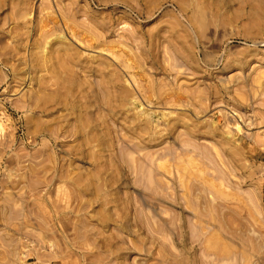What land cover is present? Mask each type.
I'll return each mask as SVG.
<instances>
[{
  "label": "rangeland",
  "instance_id": "1",
  "mask_svg": "<svg viewBox=\"0 0 264 264\" xmlns=\"http://www.w3.org/2000/svg\"><path fill=\"white\" fill-rule=\"evenodd\" d=\"M0 264H264V0H0Z\"/></svg>",
  "mask_w": 264,
  "mask_h": 264
},
{
  "label": "bare ground",
  "instance_id": "2",
  "mask_svg": "<svg viewBox=\"0 0 264 264\" xmlns=\"http://www.w3.org/2000/svg\"><path fill=\"white\" fill-rule=\"evenodd\" d=\"M47 4V3H46ZM3 5V4H2ZM45 5V4H44ZM4 10V9H3ZM27 12L25 11V12H22V14H23V16H24V14H26ZM27 16H29L30 17V15L29 14H26ZM25 15V16H26ZM66 18V17H65ZM53 23H56V20H55V22H53ZM44 24H46V23H44ZM51 27V26H50ZM48 28H49V25H48ZM65 28V27H64ZM32 29V28H31ZM67 29V28H66ZM72 30V29H71ZM70 30V31H71ZM68 31V30H67ZM70 31H68V32H70ZM41 33V32H40ZM72 34V33H71ZM59 35V34H58ZM53 36H55V34L53 35ZM60 36V35H59ZM72 36V35H71ZM73 37V36H72ZM82 37V36H81ZM47 40V39H46ZM49 40V39H48ZM85 40V39H84ZM45 41V40H44ZM77 43V42H76ZM30 44V43H29ZM36 44H38V43H36ZM28 45V44H27ZM37 47V46H36ZM44 47V46H43ZM42 47V48H43ZM51 48V47H50ZM44 49V48H43ZM103 51V50H102ZM45 52V51H44ZM109 53V52H108ZM113 56V55H112ZM112 59H113V57H112ZM144 100V99H143ZM145 117V116H144ZM85 138V137H84ZM91 154V153H90Z\"/></svg>",
  "mask_w": 264,
  "mask_h": 264
}]
</instances>
